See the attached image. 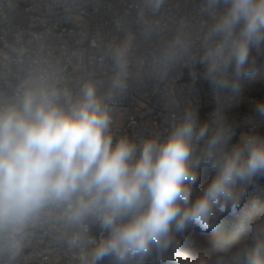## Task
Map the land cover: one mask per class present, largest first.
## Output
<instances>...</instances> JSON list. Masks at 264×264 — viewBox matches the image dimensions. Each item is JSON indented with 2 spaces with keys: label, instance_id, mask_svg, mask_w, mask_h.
<instances>
[{
  "label": "clouds",
  "instance_id": "9594fccd",
  "mask_svg": "<svg viewBox=\"0 0 264 264\" xmlns=\"http://www.w3.org/2000/svg\"><path fill=\"white\" fill-rule=\"evenodd\" d=\"M163 2L147 0L153 11ZM200 13L207 23L199 51L177 37L166 55L198 58L216 104L208 119L189 106L163 136L117 135L108 100L126 88L128 41L114 49L108 96L93 82L75 98L31 82L0 102V256L14 259L33 229L47 225L79 250L80 264H144L153 253L178 251L189 231L204 235L241 209L264 179V132L254 124L234 140L222 100L241 92L264 56V0H202ZM255 111L264 120V99ZM202 169L213 174L194 196ZM188 264H264V214L248 219L235 247L215 240Z\"/></svg>",
  "mask_w": 264,
  "mask_h": 264
},
{
  "label": "built area",
  "instance_id": "2783aa9c",
  "mask_svg": "<svg viewBox=\"0 0 264 264\" xmlns=\"http://www.w3.org/2000/svg\"><path fill=\"white\" fill-rule=\"evenodd\" d=\"M201 3L164 0L153 11L147 0H0V102L13 100L31 82L55 84L73 98L93 82L98 95L108 96L117 72L114 49L128 41L126 88L108 100L117 135L163 136L189 106L201 120L208 119L216 104L200 79L198 58L166 55L177 37L191 45V53L199 51L207 23ZM263 78L264 56L240 93L223 96L222 110L237 131L234 140L254 124L264 132V120L255 111L264 99ZM212 174L201 170L194 196ZM261 214L264 179L249 188L235 215L226 214L217 224L246 238L248 219ZM92 234L98 238L99 230L93 228ZM7 258L11 264H80L79 250L47 225L33 229L23 251ZM144 264H171V258L153 253Z\"/></svg>",
  "mask_w": 264,
  "mask_h": 264
},
{
  "label": "rangeland",
  "instance_id": "374dc122",
  "mask_svg": "<svg viewBox=\"0 0 264 264\" xmlns=\"http://www.w3.org/2000/svg\"><path fill=\"white\" fill-rule=\"evenodd\" d=\"M264 88V78H263ZM218 239H225L229 242V247H235L245 238L237 231L217 224L213 231L201 235L198 231H189L186 238H181V245L175 253L168 252L164 255L171 258V264H188L194 260L201 252L210 253L212 242ZM0 264H11L7 256H0Z\"/></svg>",
  "mask_w": 264,
  "mask_h": 264
}]
</instances>
